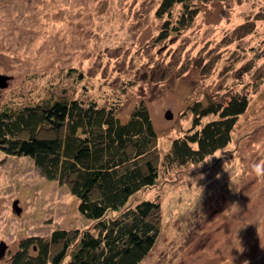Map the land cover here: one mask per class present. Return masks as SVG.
Instances as JSON below:
<instances>
[{
    "label": "rangeland",
    "instance_id": "obj_1",
    "mask_svg": "<svg viewBox=\"0 0 264 264\" xmlns=\"http://www.w3.org/2000/svg\"><path fill=\"white\" fill-rule=\"evenodd\" d=\"M160 1L0 0V73L9 75L0 111L82 97L120 104L125 121L144 101L164 152L192 125L194 101L247 94L226 148L196 165L161 166L155 185L130 200L161 204L160 233L139 264H264V175L253 171L264 163V0L199 2L195 21L167 38ZM77 205L30 156L0 149V264L28 235L92 229Z\"/></svg>",
    "mask_w": 264,
    "mask_h": 264
},
{
    "label": "trees",
    "instance_id": "obj_2",
    "mask_svg": "<svg viewBox=\"0 0 264 264\" xmlns=\"http://www.w3.org/2000/svg\"><path fill=\"white\" fill-rule=\"evenodd\" d=\"M208 0H161L160 36L189 27ZM180 11L173 18V9ZM249 106L247 94L226 100L194 101L192 125L162 152L149 107L140 101L130 117L117 116L120 104L102 105L75 97L5 106L0 111V149L27 155L39 172L78 198L77 208L93 228L57 227L19 241L9 264H139L160 233L161 204L130 200L154 186L164 169L196 165L226 148ZM215 115L202 122L203 117Z\"/></svg>",
    "mask_w": 264,
    "mask_h": 264
},
{
    "label": "water",
    "instance_id": "obj_3",
    "mask_svg": "<svg viewBox=\"0 0 264 264\" xmlns=\"http://www.w3.org/2000/svg\"><path fill=\"white\" fill-rule=\"evenodd\" d=\"M8 76L9 75L6 76V75L0 73V86H2V87L7 86V84H8V80H7ZM166 116L169 117V118L172 117L173 116L172 111L171 110H167ZM17 202H18V200H16L14 202V208L16 209L17 212H19V211H21L22 208L18 205ZM6 246L7 245L5 244L4 241L1 242V244H0V255H2L4 253Z\"/></svg>",
    "mask_w": 264,
    "mask_h": 264
},
{
    "label": "clouds",
    "instance_id": "obj_4",
    "mask_svg": "<svg viewBox=\"0 0 264 264\" xmlns=\"http://www.w3.org/2000/svg\"><path fill=\"white\" fill-rule=\"evenodd\" d=\"M253 171L258 175H264V163L256 164L253 166Z\"/></svg>",
    "mask_w": 264,
    "mask_h": 264
}]
</instances>
